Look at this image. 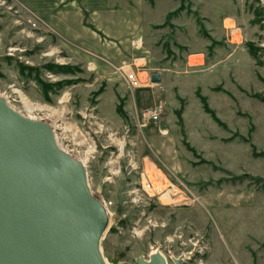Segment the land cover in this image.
<instances>
[{"label": "rangeland", "instance_id": "1", "mask_svg": "<svg viewBox=\"0 0 264 264\" xmlns=\"http://www.w3.org/2000/svg\"><path fill=\"white\" fill-rule=\"evenodd\" d=\"M145 16L147 60L129 58L120 73L0 0V94L85 158L111 212L105 261L156 251L167 264H264V0H145ZM132 70L161 81L130 89ZM148 107L157 122L142 119ZM145 171L166 196L142 191Z\"/></svg>", "mask_w": 264, "mask_h": 264}, {"label": "water", "instance_id": "2", "mask_svg": "<svg viewBox=\"0 0 264 264\" xmlns=\"http://www.w3.org/2000/svg\"><path fill=\"white\" fill-rule=\"evenodd\" d=\"M108 224L85 165L59 147L51 124L0 97V264H106ZM138 262L167 264L160 252Z\"/></svg>", "mask_w": 264, "mask_h": 264}, {"label": "crops", "instance_id": "3", "mask_svg": "<svg viewBox=\"0 0 264 264\" xmlns=\"http://www.w3.org/2000/svg\"><path fill=\"white\" fill-rule=\"evenodd\" d=\"M16 1L41 18L40 25L73 54L98 58V63H107L117 72L129 58L135 64L147 60L141 46L148 26L145 0ZM153 144L162 149L161 140Z\"/></svg>", "mask_w": 264, "mask_h": 264}, {"label": "built area", "instance_id": "4", "mask_svg": "<svg viewBox=\"0 0 264 264\" xmlns=\"http://www.w3.org/2000/svg\"><path fill=\"white\" fill-rule=\"evenodd\" d=\"M33 18L29 19V22L36 26ZM125 80L128 84L130 89H138V88H147L149 87L152 82L149 79V75H141L138 70H132L129 72H124ZM141 117L143 120L148 122H157L160 118V110L158 108L148 107L144 108L141 111ZM141 189L142 191L146 192L150 196H158L162 192L159 188L155 189L153 183H147L146 185L141 181ZM160 198V197H159Z\"/></svg>", "mask_w": 264, "mask_h": 264}, {"label": "bare ground", "instance_id": "5", "mask_svg": "<svg viewBox=\"0 0 264 264\" xmlns=\"http://www.w3.org/2000/svg\"><path fill=\"white\" fill-rule=\"evenodd\" d=\"M49 54H51V53H49ZM117 70L121 73V72H123V70H124V67L122 66V67H120V68H117ZM139 71V70H138ZM125 72V71H124ZM140 72V71H139ZM143 73H146L147 75H149V79H150V81L152 82V80H151V74L152 73H148V72H143ZM145 74V75H146ZM123 75H124V73H123ZM141 75H143V74H141ZM124 80H125V77H124ZM126 81V80H125ZM127 83V82H126ZM153 83V82H152ZM128 85V84H127ZM138 89H140V88H138ZM0 97H2V98H4L7 102H8V100L5 98V96H2L1 94H0ZM9 103V105L13 108L14 106L13 105H11L10 104V102H8ZM28 105L30 106L31 105V107H29L30 108V110L32 111V112H34V113H36L37 111H38V109H37V107H34V106H32V104H30V103H28ZM15 108V107H14ZM43 110V108H41L39 111H42ZM28 114V118H30V119H33V120H36L37 118L36 117H34L33 116V114H30L29 115V113H27ZM40 118V117H39ZM56 136H58L57 134H56ZM55 136V137H56ZM58 143V145H60L59 143H60V141H58L57 142ZM60 148H61V146H60ZM62 150H66V149H63L62 148ZM90 151H92V150H87L86 151V153H89ZM84 165H85V158H81V160H80ZM141 181H142V183H144L145 185L147 184V183H153V185H154V187H155V189H157V188H159V190H162V192L160 193V195H159V197L160 198H162V197H164V196H166L164 193L165 192H163V187L161 186V185H158V186H155V184H154V182L150 179V177L147 175V173H146V171H145V173H143L142 174V178H141ZM169 194H174V195H177L178 193H180V191L179 190H177L176 188H172V189H169ZM167 192V193H168ZM166 198V197H165ZM102 203H103V206H104V208H105V210H106V213H107V215H108V219L110 220V214H111V212H110V210H109V208L106 206V204L102 201ZM110 222V221H109ZM109 225V224H108ZM153 253H156V251H154ZM105 263L106 264H110L109 262H107V261H105Z\"/></svg>", "mask_w": 264, "mask_h": 264}]
</instances>
